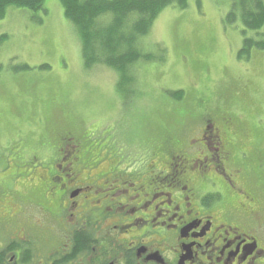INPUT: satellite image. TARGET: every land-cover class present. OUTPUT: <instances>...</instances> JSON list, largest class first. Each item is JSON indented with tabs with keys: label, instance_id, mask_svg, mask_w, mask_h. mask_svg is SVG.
I'll return each instance as SVG.
<instances>
[{
	"label": "flooded vegetation",
	"instance_id": "af4514ba",
	"mask_svg": "<svg viewBox=\"0 0 264 264\" xmlns=\"http://www.w3.org/2000/svg\"><path fill=\"white\" fill-rule=\"evenodd\" d=\"M236 112L212 102L134 151L53 126L40 189L0 206V264H264V147Z\"/></svg>",
	"mask_w": 264,
	"mask_h": 264
},
{
	"label": "rangeland",
	"instance_id": "374dc122",
	"mask_svg": "<svg viewBox=\"0 0 264 264\" xmlns=\"http://www.w3.org/2000/svg\"><path fill=\"white\" fill-rule=\"evenodd\" d=\"M229 8V0H189L185 9H165L136 44L155 58L129 67L135 82L120 94L115 71L84 67L76 28L58 0L37 10L9 6L0 17V186L20 170L18 190L40 189L28 176L37 160H24V150L60 124L74 133L101 128L91 135L112 133L121 149L134 151L162 133L176 138L213 102L247 124L245 148L264 147V50L239 56L242 27L224 23ZM177 91H184L180 101Z\"/></svg>",
	"mask_w": 264,
	"mask_h": 264
},
{
	"label": "trees",
	"instance_id": "16d2710c",
	"mask_svg": "<svg viewBox=\"0 0 264 264\" xmlns=\"http://www.w3.org/2000/svg\"><path fill=\"white\" fill-rule=\"evenodd\" d=\"M44 0H0V17H3L9 6L37 10L41 9ZM64 9L65 17L74 25L81 41L84 67L91 69L96 65H104L115 71L118 77L117 91L121 94L130 92V85L135 79L129 74V67L139 61H150L155 58L151 53H144L139 46L138 40L146 36L157 17L168 7L177 6L185 9L189 6V0H58ZM230 8L224 17L227 25L240 24L243 35L240 57H249L253 51L264 50V0H229ZM200 2V0H198ZM159 59H163L162 56ZM49 68V65L42 66ZM184 91L174 92L173 96L180 101ZM230 101V100H228ZM211 102V101H210ZM182 103V102H181ZM227 110H233L228 109ZM62 125V124H61ZM56 126V125H55ZM58 126V125H57ZM53 127V126H52ZM46 136L40 138L32 150L27 146L24 152L27 156L24 160L42 154V145L49 141L51 128ZM99 129L88 130V135L93 142L102 143L108 134H99L94 138L91 133ZM114 135V134H113ZM93 137V138H92ZM111 137V136H109ZM115 138H118L114 136ZM46 138V139H45ZM153 141V140H152ZM150 139L148 142L153 143ZM119 141L115 147L118 149ZM36 148V149H35ZM32 153V154H30ZM36 160V159H35ZM16 170L14 177L9 174L12 182L3 180L0 186V206L6 197V191L10 187H16L15 179L22 174ZM40 174H34L29 181L35 180ZM5 181V182H4ZM21 183V181H19ZM3 190V191H2ZM14 201V199H13ZM15 202V201H14ZM1 214V208H0Z\"/></svg>",
	"mask_w": 264,
	"mask_h": 264
}]
</instances>
